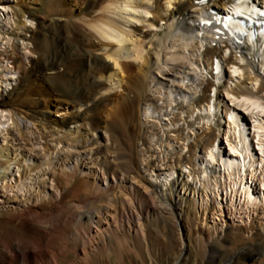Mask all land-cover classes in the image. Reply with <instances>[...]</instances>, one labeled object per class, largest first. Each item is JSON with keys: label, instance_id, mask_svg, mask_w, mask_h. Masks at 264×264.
I'll return each instance as SVG.
<instances>
[{"label": "bare ground", "instance_id": "6f19581e", "mask_svg": "<svg viewBox=\"0 0 264 264\" xmlns=\"http://www.w3.org/2000/svg\"><path fill=\"white\" fill-rule=\"evenodd\" d=\"M13 1L17 0H0V31L11 30L10 37L4 34L2 44L11 47L10 59L13 66L18 72L24 73L26 55L23 49L29 45L28 39L22 36L21 32L29 31L27 25L29 7L23 2L13 4ZM61 1L52 0L54 7L49 8L50 12L57 11ZM236 1L238 0L102 1L100 11L123 15L121 17L123 20L108 15L92 18V29L106 40V43H102L97 49L104 51L102 56L88 48L83 49L82 38H77L76 44L72 42L75 45H67L65 41L68 40H65L64 35L61 39V51L55 55L48 54L45 58L50 70L48 75L37 74L32 78L28 72L27 77L24 75L19 77L18 89L23 90L17 91L15 99L22 107L28 106V109H32L40 116L44 115L41 106L46 100L56 108V114H66L65 110L69 105L74 108L67 117L59 120L60 125L83 122L90 114L101 121L105 109L112 103V91L117 92V89L121 90L120 95L123 96L122 103L119 104L120 117H128L130 108L136 103L139 106L143 101L145 106L139 110V114L146 121H149L155 111L172 108L177 95L182 96L184 99L182 104H185L184 106L180 104L182 112L189 113L191 117L196 115L198 117L196 119L202 121L205 134L189 148L188 153L181 155L176 152L178 154L176 165L183 168L176 178L181 177L183 181L181 190L192 185L194 193L197 189L201 192L198 199L194 194L190 198L175 194L174 188L178 179L170 183L175 177V171L171 170L162 179L160 203L144 204L143 193L130 183L122 182L113 189L104 191L95 181L86 178L78 181L76 176L81 171L76 167L71 173L62 169L56 187L61 190L59 198H50L36 207H13L0 211V264H67L69 250L77 254V248L83 250L86 260L91 259L99 250L97 247L89 250L97 235L102 236L106 249L103 236L111 237V233H115V229L120 227L118 222H126L129 227L135 221L140 225L138 215L141 211L157 209V212H161L164 209L173 214L175 204L181 206L176 212L178 219L179 216L185 219L191 216L197 222L203 214L205 217L206 212L212 209L222 217L224 207L231 216L242 213L246 214L248 219L250 213L257 210L264 216V37L253 40L251 32H248L247 36L236 41L229 33L222 31L221 25L214 23L208 28H202L205 29L203 33L198 32L200 16L212 19L207 10L211 2L219 9L227 10V4L232 3L236 7ZM248 1L264 9V0ZM190 8H194L196 12L193 21L197 23V27L178 20L181 16L185 17ZM161 21L165 24L164 29ZM138 24L142 26L139 27ZM147 26L150 29L144 32L143 27ZM153 29L160 31H152ZM215 38L221 43L224 42L227 49L211 48L208 42L212 44ZM43 40V43L36 44L35 50L45 45L46 37ZM219 49L221 67L216 70L214 57H217ZM71 63H76L78 69H70L68 66ZM60 64L65 67L63 73L57 71ZM152 67H155L159 74L176 75L164 88L157 84L151 88L150 85L155 81L151 72ZM11 68L0 59V80H9L5 75L11 72ZM69 75H72L73 79H70ZM205 75L208 79L204 86V95L202 97L193 95L189 99L185 89L194 88L193 94L199 92L205 83ZM191 80V84H185ZM148 92H152V95H148ZM31 96L35 97L34 101L30 100ZM157 102L161 103L156 104ZM5 105L3 101L0 103V106ZM97 118L89 121L99 128ZM6 119L7 115L0 112V133L5 130ZM195 121L188 126L192 127ZM209 126L212 130L207 133ZM184 129L182 127L180 131L182 136L180 139L185 136ZM113 131L111 133H114ZM161 136L158 138H163ZM117 137L119 140V136ZM185 140L187 141L188 137ZM221 141L224 143L222 146ZM184 146L187 147L186 144ZM197 148L201 150L200 156L196 155ZM1 152L0 150V156H6V159L0 161V172L5 173L9 171L11 164L17 161L9 154L3 155ZM126 158L116 157L114 160L106 161V172L125 173L129 178H133L131 174L134 169L128 165L129 161ZM186 164L191 166V172L186 171L189 169ZM37 168L38 166H23V176L14 184L18 194L25 192V187H29L28 183L31 184V181H26V177ZM4 178L5 176L1 174L0 180ZM144 180L152 190L148 194H158L153 190H156L157 185L147 178ZM89 190L92 195L86 194ZM114 206H118L113 214L114 228L102 229L106 213ZM214 219L212 217V220ZM262 219L264 220V217ZM217 225L223 229V221ZM213 234L212 232L209 235L206 242L216 241ZM258 236L259 242L250 245L251 248H243V251L253 264H264V223ZM249 239L247 237V240ZM203 242L199 241L201 246ZM210 255L214 260L220 254L214 249ZM226 264H231V259Z\"/></svg>", "mask_w": 264, "mask_h": 264}, {"label": "rangeland", "instance_id": "374dc122", "mask_svg": "<svg viewBox=\"0 0 264 264\" xmlns=\"http://www.w3.org/2000/svg\"><path fill=\"white\" fill-rule=\"evenodd\" d=\"M102 1L104 2L105 0H62L61 4L57 7L58 12H50L49 8L54 7L52 0L13 1V4L15 2H23V4L29 7V12L27 14L29 15L27 18L29 31L21 32V35L28 39L27 42L29 47L25 48L27 50L23 49V53L26 55L24 59L25 72H18L13 66L12 59H10L11 47L2 44V42H4L2 38L5 36L8 37L11 30L9 29L7 32L0 31V46L2 45L0 47V59L4 61L7 67H12V73L10 72L5 75V78L9 80H0V103H2V101L6 103L5 106H0V112L7 115L5 130L0 133V150L3 155L9 154L10 157L14 158V161H17V163L21 165L19 167L17 163H12L9 171L5 173L0 172V175L2 174L5 176L4 179L0 180V211H6L13 207H36L50 198H59L61 190L56 188L59 183L58 180H60L59 173H61L62 169L71 173L75 167L77 170L81 171L76 176L78 181H81L83 178L92 182L95 181L104 191L111 190L122 182L127 184L130 183L134 187H137L139 192L143 193L142 195L144 196L142 200L144 204L153 202L157 205L160 203L159 195H161L160 192L163 190V185L161 183L162 179L165 174L174 170L175 177L170 180V183L178 179L174 188L175 194L187 198L192 197L193 194L196 199L199 197L201 191L197 189L194 193V187L192 185L187 186L185 190H181L183 181H181V177L176 178L178 172L183 169L176 165V160L178 158L176 152L178 151L181 155L188 153L189 148H191L198 139L203 138L205 134L202 121L196 119L198 118L196 115L191 117L189 113L182 112V107L180 105L182 104V100H184L182 96L178 97L179 95H177L175 104L172 108H164L155 111L153 116L148 119L149 121H146L145 118L139 114V110L145 106V104H143L144 102L142 101L139 106L136 103L130 108L131 112L126 119L119 115V104L122 103L121 100L123 96L120 95L121 90L117 89L118 93L112 91V103L105 109L106 111L103 113L101 121H99L95 115L90 114L83 122H68L67 125H60L59 120L62 117H67L68 114L74 111L71 105L65 110L66 114H56V108L50 105V102L46 100L41 106L44 115L40 116L33 112L32 109H28V106L22 107V105L16 103L15 98L18 93L17 91L21 92L23 90L20 89V91L18 89L20 84L19 77L22 75L27 77L28 72L29 76L32 78L37 76V74L48 75L50 70L45 58L48 54L55 55L61 51V39L64 35L66 36L65 40H68L65 41L67 45H75L76 39L82 38L83 44H81V47L83 49L88 48L102 56L104 51L97 49L100 47L99 45L104 42L106 43V40L101 38L92 29L91 25L93 19L97 16L108 15L123 20L121 18L123 15L118 16L111 12L106 13L102 10L100 11V4ZM210 4L214 5L212 2ZM45 9L47 11H45ZM190 9L187 14H185V17L181 16L178 20L184 24H191L197 27V23L193 21V16L196 12H194V8ZM160 24L162 25V29H164V22L161 21ZM138 26L141 27L142 24H138ZM37 28L42 29L45 33H43L42 30L36 31ZM149 29L148 26L143 27L144 32ZM152 31L160 30L153 29ZM45 37V45L35 50L34 47H36V44L39 45L43 43V38L45 39ZM72 42L75 44H72ZM208 45H210L211 48L219 47L220 49H227L225 43H221V41H218L216 38L212 44L208 42ZM220 49L216 54L219 59L220 55L218 56V54ZM209 61H211V59H209ZM59 66L57 71L63 73L65 71L64 65L60 64ZM68 67L70 69H78L76 63H71ZM152 68L151 72L155 81L150 85L151 88H153L154 84L164 88L166 83L173 80L174 75H176V73L159 74L155 67ZM180 69L182 70V68ZM205 76V83L198 90L199 92L193 94L194 88L185 89L188 92L189 99L192 98L193 95H196V97H202L204 95V86L207 84L208 79V76ZM68 77L73 79L72 75ZM188 82L185 84H191L192 80ZM148 95L151 96L152 92H148ZM34 98V96H31L30 100L34 101ZM12 102L16 105L12 104ZM160 103L161 102H157L156 104ZM96 118L99 121V128L91 123V121H94ZM194 120H196L194 125L192 127L188 126ZM129 125L130 127H128ZM182 127L183 129L185 128V136L183 139H180L182 137L180 132ZM210 130H212V128L210 129L209 126L206 132L208 133ZM112 131L114 133H111ZM139 133L141 135H139ZM111 135L114 138H111ZM159 135H162L161 137L163 138H158ZM117 136H119V140ZM186 137H188L187 141L185 140ZM118 141L122 144H120V142L118 143ZM222 142L223 141L220 142L221 146L224 144ZM185 144L187 147L184 146ZM118 149L120 151L117 152ZM123 150L125 152H122ZM116 154L120 156H116ZM196 155H201L200 148H197ZM124 156H127V158ZM116 157L128 159V165L130 164L129 166H132V168H130L134 169L131 174L133 178H129V175L125 173L116 174L113 172H106V161L114 160ZM4 159H6V156H0V161L2 160L3 162ZM20 162H22V164H20ZM23 166H38V168L26 177V181H31V184L27 182L29 187H25V192L18 194L14 188V184L18 178L23 176ZM186 167L189 168L188 170L186 169V171L191 172V166L186 164ZM143 178H147L157 185L156 190H153L158 194H148V192L152 190L148 188V184ZM91 193V190H89L86 194L92 195L93 193ZM210 202L213 203L212 201ZM179 208H181V206L178 207V205L175 204L173 214L169 213V210L164 209L161 212H157V209H150L149 211L143 210L138 215V217H140V225L135 221V223L129 227L126 222H118V226L120 227H118L117 230L115 229V233H111V237L103 236V238H105L106 249H104L102 236L97 235L96 240L90 245L89 250L92 251L94 247H97L99 250L91 259L86 260L83 250L77 248V254L69 250L67 264H226L229 259H231V264H253L252 260L245 255L243 248H251L252 245L259 242L260 239L258 234L264 223L262 219L264 217L263 213H260L258 210L253 211L250 213V218L246 219V214L242 213L237 216L229 215L226 207H224L222 217L218 216L215 210L212 209L206 212L205 217L204 214L202 215V212H200L202 216L197 222L191 216L187 219L179 216L178 219L176 212L179 211ZM209 208H211L210 204ZM116 209H118V206H114L113 209L111 208L108 210L103 224L101 225L102 229L114 228L113 214ZM212 217L215 219L212 220ZM177 221L179 222L178 224ZM221 221H223V229L221 226L217 225V223ZM213 226H217V230L215 227L213 228ZM212 232L214 233L213 238L216 237V241L208 243L206 241ZM247 237L248 239L249 237L251 238L247 240ZM200 240L204 241L202 246L199 243ZM214 249H216L220 255L218 258L212 260L210 254Z\"/></svg>", "mask_w": 264, "mask_h": 264}]
</instances>
